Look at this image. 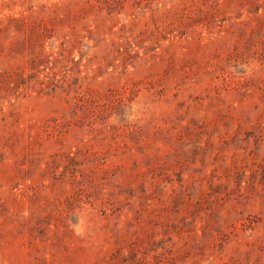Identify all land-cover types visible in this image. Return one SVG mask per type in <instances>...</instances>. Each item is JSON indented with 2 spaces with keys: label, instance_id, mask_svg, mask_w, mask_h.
I'll return each instance as SVG.
<instances>
[{
  "label": "rangeland",
  "instance_id": "1",
  "mask_svg": "<svg viewBox=\"0 0 264 264\" xmlns=\"http://www.w3.org/2000/svg\"><path fill=\"white\" fill-rule=\"evenodd\" d=\"M0 264H264V0H0Z\"/></svg>",
  "mask_w": 264,
  "mask_h": 264
}]
</instances>
